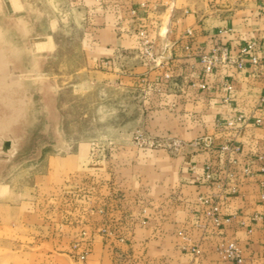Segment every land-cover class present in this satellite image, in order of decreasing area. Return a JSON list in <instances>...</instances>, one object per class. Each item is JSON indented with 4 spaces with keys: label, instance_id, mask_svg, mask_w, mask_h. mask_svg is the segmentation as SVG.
<instances>
[{
    "label": "crops",
    "instance_id": "obj_1",
    "mask_svg": "<svg viewBox=\"0 0 264 264\" xmlns=\"http://www.w3.org/2000/svg\"><path fill=\"white\" fill-rule=\"evenodd\" d=\"M81 2L88 14L99 13L97 20L89 16L97 32L88 39L95 46L86 52L87 65L121 73L143 91L151 134L185 141L211 136L214 151L186 145L178 152H133L129 161H93L79 151L56 157L53 181L41 184L50 192L38 196L35 208L27 201L18 208L19 242L10 240L14 254L6 264H237L219 251L229 241L241 248L239 264H264V69L223 63L205 75L200 60L217 44L236 56L239 45L255 41L252 52L262 54L264 0ZM144 21L156 63L141 56L136 31ZM223 79L233 88L222 86ZM239 113L247 122L225 126ZM224 144L240 149L221 150ZM209 162L212 179L205 176ZM57 172L62 180L54 179ZM5 206L0 220L11 221L17 209ZM214 206L220 225L208 215ZM76 243L77 251L87 250L83 260L75 256Z\"/></svg>",
    "mask_w": 264,
    "mask_h": 264
},
{
    "label": "rangeland",
    "instance_id": "obj_2",
    "mask_svg": "<svg viewBox=\"0 0 264 264\" xmlns=\"http://www.w3.org/2000/svg\"><path fill=\"white\" fill-rule=\"evenodd\" d=\"M98 14H88L81 0H0V212L4 203L17 209L15 220H0V264L14 254L10 240L19 242L21 203L35 208L50 192L41 184L53 181L56 157L79 151L93 161H129L133 152L181 148H173L177 138L150 133L143 91L121 73L87 65L95 46L88 39L97 32L89 16Z\"/></svg>",
    "mask_w": 264,
    "mask_h": 264
},
{
    "label": "built area",
    "instance_id": "obj_3",
    "mask_svg": "<svg viewBox=\"0 0 264 264\" xmlns=\"http://www.w3.org/2000/svg\"><path fill=\"white\" fill-rule=\"evenodd\" d=\"M262 6L264 8V3L262 4ZM152 8L156 9L157 8L156 4H154ZM166 31H167V28H164V32ZM187 32L191 34L190 30H188ZM136 35L142 46V48L140 49V52H141V56L143 60L149 64L153 62L156 63L157 55H158L156 51V44H155L154 39L150 37L149 35V32L147 30V24L145 21L142 23L141 27L136 31ZM255 46H256L255 41H250L246 44L239 45L237 55L233 56L231 55L229 48L227 46L222 45V44H217L210 51L204 52L200 56V60L203 64V69H202L203 73L207 75L211 73L218 65L223 64V63L231 64L237 68H243L247 63H252L255 65H259L264 69V52L262 54L253 53L252 50L255 48ZM167 76H170V75L167 73ZM198 83H199L198 81L193 80L191 84L196 85ZM199 84L206 87V84L204 81H201ZM222 86H224L227 90H230L233 88L232 84L230 83L228 79L222 80ZM228 99L229 98L226 97L225 101H228ZM262 100L264 101V95L262 96ZM247 120L248 119L245 114L239 113L233 117L228 118L224 124L227 127H235V126L244 124L245 122H247ZM255 122L259 124L261 123V119L258 118L255 120ZM173 144H174V147H173L174 149H178L179 147L189 145L195 148H204V149L213 150L211 136H202V137H199V138H196L190 141L189 143H182L181 140L175 139ZM169 146H172V144H170ZM220 149L221 150H230V149L239 150L240 148L238 145L224 144L220 147ZM205 169H206L205 176L209 179H212L215 173L214 163L209 162L205 166ZM262 170L264 171V165L262 167ZM227 175L232 177L234 174L232 172L231 173L228 172ZM217 210L218 208L216 206L212 207L208 211V215L213 217L216 225H220L221 220L217 216ZM79 246L80 245L78 243L74 245V249H75L74 253L77 258L83 260L86 258L87 250L83 249L82 251H77L79 249ZM193 250L195 252H199L197 247H194ZM219 251L222 253V255L225 258L233 259L237 264L241 263L243 260L241 248L235 241H229V242L223 243L219 247Z\"/></svg>",
    "mask_w": 264,
    "mask_h": 264
},
{
    "label": "water",
    "instance_id": "obj_4",
    "mask_svg": "<svg viewBox=\"0 0 264 264\" xmlns=\"http://www.w3.org/2000/svg\"><path fill=\"white\" fill-rule=\"evenodd\" d=\"M3 146H4V149H5L7 154H11L13 152V150L10 149V142L9 141H5ZM6 155H4V156H6Z\"/></svg>",
    "mask_w": 264,
    "mask_h": 264
},
{
    "label": "bare ground",
    "instance_id": "obj_5",
    "mask_svg": "<svg viewBox=\"0 0 264 264\" xmlns=\"http://www.w3.org/2000/svg\"><path fill=\"white\" fill-rule=\"evenodd\" d=\"M164 28V27H163Z\"/></svg>",
    "mask_w": 264,
    "mask_h": 264
}]
</instances>
